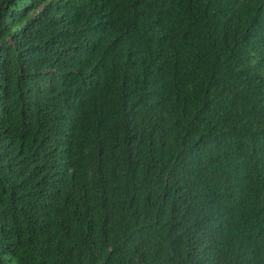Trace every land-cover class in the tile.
Instances as JSON below:
<instances>
[{
    "label": "trees",
    "instance_id": "trees-1",
    "mask_svg": "<svg viewBox=\"0 0 264 264\" xmlns=\"http://www.w3.org/2000/svg\"><path fill=\"white\" fill-rule=\"evenodd\" d=\"M264 264V0H0V264Z\"/></svg>",
    "mask_w": 264,
    "mask_h": 264
},
{
    "label": "rangeland",
    "instance_id": "rangeland-1",
    "mask_svg": "<svg viewBox=\"0 0 264 264\" xmlns=\"http://www.w3.org/2000/svg\"><path fill=\"white\" fill-rule=\"evenodd\" d=\"M10 264H15L14 262L10 263Z\"/></svg>",
    "mask_w": 264,
    "mask_h": 264
}]
</instances>
